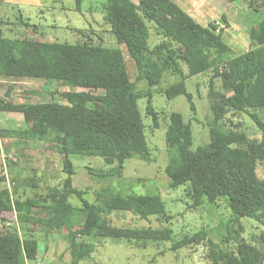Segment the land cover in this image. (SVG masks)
I'll use <instances>...</instances> for the list:
<instances>
[{"label":"trees","instance_id":"16d2710c","mask_svg":"<svg viewBox=\"0 0 264 264\" xmlns=\"http://www.w3.org/2000/svg\"><path fill=\"white\" fill-rule=\"evenodd\" d=\"M103 11L115 42L125 50L95 42L82 33L73 42L21 36L24 30L15 38L0 34V77L64 81L71 88L103 90H67L62 93L64 103H12L0 97V112H20L27 123L26 128L12 132L54 142L66 174L60 187H49L38 199L21 201L12 197L8 188L0 189V212H15L17 221L0 233V264H36L38 239L30 228L34 222L44 225L46 233L67 228L71 264L89 256L102 239L141 243L168 240L171 250L204 240V230L173 239L172 229L166 225L130 228L109 224L107 216L117 210L142 219L156 216L167 224L171 215L160 194H122L103 187L95 191L93 201L87 200L72 184L75 170L71 157H101L109 166L106 170L87 169L102 179L121 178L129 158L150 162L151 149L138 99L146 98L144 116L151 118L156 128L159 114L152 104L150 88L166 74L177 76L179 79L165 86L163 93L168 99L184 95L193 107L185 78L208 71V142L192 148L190 123L180 112L166 115L167 185H187L193 207L213 205L218 200L226 203L230 218L220 224L227 230L221 242L231 241L233 247L210 242V264H264V230L251 240L240 235L241 219L245 217L264 228V177L256 171L257 163L264 161V18L249 31L253 46L232 55L222 29L211 22L200 24L173 0H105ZM148 23L160 36L154 45L149 44ZM25 26L29 24L25 22ZM125 57L133 63V78ZM217 77L220 90L213 84ZM139 81H144L147 88H138ZM9 93L7 89L5 96ZM240 112L253 120L260 136L247 138L240 132L239 124L228 116ZM4 131L11 133L2 129L0 135ZM71 196L81 204L74 206ZM40 213L43 217H36Z\"/></svg>","mask_w":264,"mask_h":264},{"label":"rangeland","instance_id":"374dc122","mask_svg":"<svg viewBox=\"0 0 264 264\" xmlns=\"http://www.w3.org/2000/svg\"><path fill=\"white\" fill-rule=\"evenodd\" d=\"M105 0H0V34L15 38L19 34L37 40L73 42L78 34L90 36L93 41L104 45H123L115 42L110 26L104 18L103 3ZM138 2V0H133ZM184 11L200 24L214 23L222 29L223 39L230 47L232 55L244 52L253 46L249 31L264 18V0H173ZM256 8V9H255ZM25 22L29 26H25ZM149 44L154 45L160 39L155 33L152 23ZM36 26V28L34 27ZM79 30V32H77ZM33 46V45H32ZM126 58L127 67L132 78L135 74L132 61ZM184 73L186 68L183 67ZM211 72L185 78L186 89L192 95L193 107L184 95L168 99L163 88L179 79L166 74L162 81L150 88L152 104L158 112V127H152V120L144 116L146 98L137 103L146 126V138L151 149V161L129 158L124 162L121 178L102 179L89 173L87 167L95 170H106L103 159L99 156L71 157L74 165L73 186L83 192V197L93 201L95 191L110 187L122 194H160L165 210L171 215L169 224L161 223L156 216L142 219L129 211H112L107 220L114 226L130 228H159L169 226L173 239L190 235L199 230L206 232V238L198 244H190L171 250V241L148 240L127 241L121 239L100 240L89 256L81 259L79 264H210L208 259L210 242L220 247H233V243L221 242L227 230L220 226L230 218V211L223 200L215 204L203 203L192 206L187 195V185L169 188L168 177L164 172L168 156L165 143V128L168 123L167 114L180 112L185 122L190 123L193 135L192 148L205 145L208 138V124L211 115L207 96L208 81ZM216 90L221 89L220 79L214 78ZM138 88H147L144 81L137 83ZM9 89V96H5ZM90 90L102 93L101 89L69 87L64 81L45 80L40 78L0 77V97L12 103L58 101L64 103L62 93L67 90ZM239 129L252 138L260 136V131L253 120L245 113L228 115ZM27 123L20 112H0V189L8 188L12 197L25 200L27 197L38 199L44 196L49 187H60L65 173L62 170V156L57 145L49 140L26 138L12 131L26 128ZM257 175L264 177V161L256 166ZM70 202L80 205L81 201L70 197ZM36 210L37 208H32ZM43 217L40 213L36 217ZM17 225L13 211L0 212V233L8 227ZM241 237L251 240L264 228L250 218L241 219ZM38 239V255L36 264H71L66 234L63 227L59 231L53 229L45 232L44 225L36 222L30 225ZM76 228V227H75ZM237 228V226L235 227ZM255 239V238H254Z\"/></svg>","mask_w":264,"mask_h":264}]
</instances>
